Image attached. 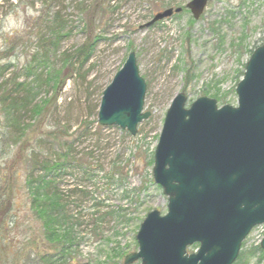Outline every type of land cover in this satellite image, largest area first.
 <instances>
[{"label":"rangeland","instance_id":"374dc122","mask_svg":"<svg viewBox=\"0 0 264 264\" xmlns=\"http://www.w3.org/2000/svg\"><path fill=\"white\" fill-rule=\"evenodd\" d=\"M189 1L0 0V264H123L138 249L141 220L152 209L166 212L168 200L152 166L170 101L183 91L188 103L206 95L219 106L237 105L242 63L264 41V0H207L196 20L185 7ZM177 7L182 11L146 26L154 14ZM81 9L89 10L90 27L89 12ZM57 13L67 31L59 53L73 59L86 39H98L91 58L61 74L69 78L55 90L51 83L37 84L47 71L36 59L40 37H50L48 24ZM130 52L146 84L143 111L150 113L135 135L101 126L97 118L102 92ZM27 96L26 110L14 115L10 98ZM42 100L47 102L35 116L30 107ZM66 151L71 163L44 172L72 191L65 195L72 233L56 244L44 237L29 207L25 180L34 154L44 160ZM259 235L260 228L249 233L235 264H264Z\"/></svg>","mask_w":264,"mask_h":264},{"label":"water","instance_id":"95a60500","mask_svg":"<svg viewBox=\"0 0 264 264\" xmlns=\"http://www.w3.org/2000/svg\"><path fill=\"white\" fill-rule=\"evenodd\" d=\"M207 0L185 6L198 19ZM168 8L146 26L180 12ZM102 92V126L137 133L146 84L135 52ZM235 90L238 104L220 107L200 95L187 103L183 91L170 101L153 154L152 175L167 198L166 213L152 209L136 232L138 249L124 264H233L252 227L264 228V44L249 55ZM255 158H252V157ZM260 247L264 253V234ZM198 243L194 252L187 248Z\"/></svg>","mask_w":264,"mask_h":264},{"label":"trees","instance_id":"16d2710c","mask_svg":"<svg viewBox=\"0 0 264 264\" xmlns=\"http://www.w3.org/2000/svg\"><path fill=\"white\" fill-rule=\"evenodd\" d=\"M83 12L87 13L89 10L87 11V9H85ZM86 22L88 27L92 25L90 12L86 17ZM48 27L50 28V37L46 38L44 35L40 37V50L38 52L39 57L36 59L37 62L39 61L38 65L47 71L45 73L46 79L37 78L36 82L37 84L38 82L40 84L42 82H46L47 84L51 83V88L56 90V88L61 83H63L66 78H69L68 76L61 77V74L64 72L65 74H69L71 69H74L73 67L77 65L82 66L91 58L98 36L94 35L93 38L86 39L80 48L74 52V55L76 56L72 59L71 55H68L67 52L59 53L58 51L60 41L62 38L67 36L66 23L62 21L59 13L53 15L49 21ZM251 51L249 52L251 53ZM50 62L51 65L49 66ZM244 66L245 62L242 63L243 70H241V72L238 74L239 77H241L244 73ZM28 70H31L32 73L33 67H28ZM17 86L24 85L23 83H19ZM28 87L29 86H27V88ZM28 92H30L29 89ZM203 92L208 93L207 91ZM212 95L218 98L217 92H213ZM27 98L28 96L24 99L18 100H16V98H10L11 102L10 106L8 107L11 109L14 115L17 112H20L19 110L22 106L26 110L27 103L30 102V99L27 100ZM46 102V100H42L32 105L30 107L31 112L35 116H38L43 109V104H46ZM12 122L14 123L15 128L17 126L16 132L19 133L22 127L20 119L18 120V117L15 116ZM70 154V152L68 153L66 151L63 154H60L58 158H45L44 160H39L36 157L37 154H34L30 161L31 170L27 172L25 180V185L27 187L26 191L30 196L29 207L31 208L36 219L40 221L41 227H43L44 230V237L47 238L48 241L56 244L61 242V240H67L68 236H71L72 233V216L69 215L66 200L67 197L71 195L72 191L67 188L63 190V188L57 184L56 176L49 177L48 175L44 174V172L55 171V173H57L58 170L64 166V164L69 162V160L73 161L70 157ZM38 170L42 171L41 175L35 174V171ZM65 195L67 197H65Z\"/></svg>","mask_w":264,"mask_h":264},{"label":"flooded vegetation","instance_id":"af4514ba","mask_svg":"<svg viewBox=\"0 0 264 264\" xmlns=\"http://www.w3.org/2000/svg\"><path fill=\"white\" fill-rule=\"evenodd\" d=\"M258 157H264V156H263V155H261V156H258ZM252 158H255V157L253 156Z\"/></svg>","mask_w":264,"mask_h":264}]
</instances>
